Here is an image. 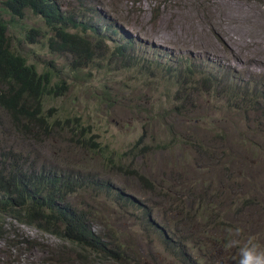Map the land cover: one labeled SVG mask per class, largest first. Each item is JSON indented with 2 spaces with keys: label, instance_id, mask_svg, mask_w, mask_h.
I'll list each match as a JSON object with an SVG mask.
<instances>
[{
  "label": "rangeland",
  "instance_id": "rangeland-1",
  "mask_svg": "<svg viewBox=\"0 0 264 264\" xmlns=\"http://www.w3.org/2000/svg\"><path fill=\"white\" fill-rule=\"evenodd\" d=\"M58 1L63 2L69 14L80 10L77 0ZM89 3L98 9L110 46L125 41L134 43L131 49L139 59V66L123 69L113 62L115 70H112L107 60L96 61L85 67L86 77L79 78L69 66L72 54L60 56L50 51L43 43L50 31L39 15L30 12L18 22L20 39L16 36L14 39L40 71L58 70L64 83L62 94L51 97L46 107H55L64 119L80 117L103 145L124 154L126 162L134 160L152 181L155 192L141 184L138 177L109 176L134 198L148 201L154 207L155 221L164 224L170 235H189L188 229L196 219L195 193L202 192L210 183L224 198H231L230 193L237 197L238 182H243V191L248 194H259L252 199L253 207L246 209L252 220L246 230L253 232V221L264 224V109L261 105L264 0H89ZM82 7L85 12L86 8ZM86 13L94 19L95 12ZM106 13L118 18V22H111ZM31 27L36 30L31 36L38 38V43L26 40L25 29ZM140 64L145 67L140 69ZM194 65H200L203 75L211 78L201 81L199 75H184L190 80L180 82L170 77V66L180 72L181 68L187 70ZM183 86L184 96L178 98L175 94ZM208 87L211 92L206 91ZM107 92L109 99H106ZM241 95L244 101L240 100ZM142 136L147 146L142 143L133 149ZM217 138L220 147L216 153H210L216 165L211 168L199 161V155L203 153L201 147L210 148ZM45 140L38 147L50 165L55 162L69 169L75 158L84 160L87 156L83 150L75 153L58 136ZM17 141L11 132L6 143ZM245 170L248 173L244 175ZM101 194L94 208L97 204L98 209H106L107 195ZM71 198L84 207L89 204L85 202L86 194ZM109 200L113 205H107L106 212H112L111 217L115 219L121 206L116 200ZM128 204L130 210L142 214L143 208ZM217 205V201L212 203V207ZM172 207L175 209L171 210ZM1 223L0 264H78L76 251L80 248L70 241L8 215ZM94 225L97 231L105 230L98 221ZM221 225V229H212L201 236L200 247L189 244L188 255L183 251L181 256L185 254L194 264H229L231 257L226 256V250L214 252V246L221 247L230 221ZM129 228L138 229L133 225ZM153 230L154 226L150 225V234L138 238L145 264H181L172 252L176 248L171 243L170 247L165 245L162 229ZM251 237L261 245V236L253 233ZM243 239L247 241L248 235ZM207 247L212 250L209 256L205 253Z\"/></svg>",
  "mask_w": 264,
  "mask_h": 264
},
{
  "label": "trees",
  "instance_id": "trees-1",
  "mask_svg": "<svg viewBox=\"0 0 264 264\" xmlns=\"http://www.w3.org/2000/svg\"><path fill=\"white\" fill-rule=\"evenodd\" d=\"M77 1L80 10L69 14L63 8V2L58 0H0V228L4 223L1 220L8 215L68 240L73 246L80 248L76 251L78 264H145L141 253L142 244L138 238L150 234V225L154 226L153 231L158 232L159 227L162 229L165 245L170 247L172 244L176 248L172 252L179 257L177 260L181 264H194L186 256L189 244L200 247L199 241L203 234L212 229H221V224H228V221L230 227L227 228L222 245L220 248L214 246V252L226 250V256L231 257L229 264H236L238 256L236 247L225 248L230 229L233 232L239 230L237 239L241 243L245 242L244 236L248 235L249 238L255 233L261 236V245L264 246V224L253 221V232L248 233L246 230L248 223L252 221L248 218L250 212L247 213L246 209L252 208V199L260 195L243 191V182L237 183L240 189L237 197L232 193L229 194L231 198L222 197L212 183L202 192H196V219H193L192 226L188 229L189 235H170L164 224L155 221L154 207L149 206L148 201L134 198L133 194L121 188L109 176L116 174L138 177L141 184L155 192L152 181L141 172L134 160L126 162L124 154L111 151L110 147L103 145L80 117L64 119L59 116L55 107H46L51 97L62 94L64 83L58 70L48 68L40 71L39 66L28 60L14 39L15 36L20 39L16 29L18 22L30 15V12L39 15L50 31L47 40L43 42L48 49L58 52L60 56L71 57L72 54L69 66L79 78L86 77L85 67L96 61L107 60L106 64L112 70H115L113 62L123 69L139 66V59L131 49L134 43L125 41L110 46L106 40L109 36L104 32L103 23L99 21L98 9H94L89 0ZM82 6L86 8L85 12ZM88 10L95 12L94 19L87 17ZM106 15L111 22H118V18ZM34 31V27L25 29L24 35L28 43H38V38L31 36ZM140 65V69L145 67ZM172 67H169L170 77L180 82L182 79L183 82L190 80L184 75H199L201 81L211 78L208 74L203 75L200 65L191 66L187 70L181 68L180 72H176L177 67ZM105 87L111 89L108 84ZM183 89L184 86L175 94L178 98L184 96ZM211 90L209 87L206 89L208 92ZM109 97L107 92L106 99ZM240 98L244 101L245 97L241 95ZM261 105L264 109V99ZM262 114L264 116V110ZM11 132L18 141L8 145L6 142ZM50 136H58L61 143L68 142L75 153L83 150L87 156L84 160L75 158L69 169L58 163L56 165L55 162L48 164V159L42 157L38 144L46 142L45 139ZM144 140L142 136L133 145V149L142 143L146 147ZM217 140L218 138L212 141L210 148L200 146L203 153L199 155V161L211 168L216 167L210 153L218 151L220 146ZM131 151L133 152L132 149ZM231 171L237 176L234 170ZM246 173L248 170L244 171V175ZM199 186L198 184L197 187ZM101 192L107 195L106 204L109 207L113 205L109 199H114L121 206L119 210L124 213L117 210L114 219L111 217L112 212H106L107 205L106 209H98L97 204L94 208L95 202L101 199ZM78 194L88 195L85 202L89 204L86 207L72 200L71 197ZM113 196L115 197L111 198ZM216 201L217 207H212V203ZM130 202L134 207L143 208L141 215L136 210H130ZM231 217L233 219L229 220ZM95 221L100 222L105 230L97 231ZM240 222L244 224L241 225ZM131 225L138 229L131 230ZM183 251L186 255L181 256L180 252ZM210 251L212 250L207 247L205 253L208 255Z\"/></svg>",
  "mask_w": 264,
  "mask_h": 264
},
{
  "label": "clouds",
  "instance_id": "clouds-1",
  "mask_svg": "<svg viewBox=\"0 0 264 264\" xmlns=\"http://www.w3.org/2000/svg\"><path fill=\"white\" fill-rule=\"evenodd\" d=\"M238 236V229L235 232L230 229L225 245L226 249L233 247L238 249L236 264H264V246L257 243L254 237H249L247 241L241 243L237 239Z\"/></svg>",
  "mask_w": 264,
  "mask_h": 264
}]
</instances>
